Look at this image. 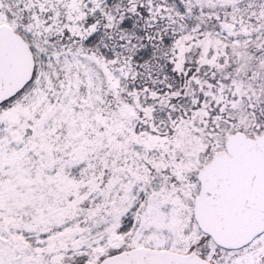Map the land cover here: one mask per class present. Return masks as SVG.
Returning a JSON list of instances; mask_svg holds the SVG:
<instances>
[{
    "label": "snow or ice",
    "instance_id": "1",
    "mask_svg": "<svg viewBox=\"0 0 264 264\" xmlns=\"http://www.w3.org/2000/svg\"><path fill=\"white\" fill-rule=\"evenodd\" d=\"M0 264H264V0H0Z\"/></svg>",
    "mask_w": 264,
    "mask_h": 264
}]
</instances>
